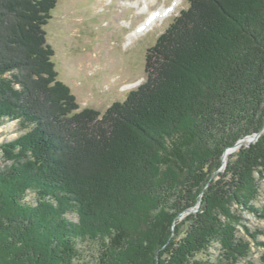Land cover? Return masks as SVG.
<instances>
[{
	"label": "trees",
	"instance_id": "16d2710c",
	"mask_svg": "<svg viewBox=\"0 0 264 264\" xmlns=\"http://www.w3.org/2000/svg\"><path fill=\"white\" fill-rule=\"evenodd\" d=\"M57 2L0 0V125L22 130L0 143V264H253L264 0H189L149 48L146 80L103 113L58 79Z\"/></svg>",
	"mask_w": 264,
	"mask_h": 264
},
{
	"label": "rangeland",
	"instance_id": "374dc122",
	"mask_svg": "<svg viewBox=\"0 0 264 264\" xmlns=\"http://www.w3.org/2000/svg\"><path fill=\"white\" fill-rule=\"evenodd\" d=\"M143 6H149L148 10H142ZM188 6L189 0H58L45 26L47 42L55 51L53 61L58 79L70 87L80 109L92 107L103 113L113 102L125 100L130 90L144 82L149 48ZM162 7L176 9L139 30L148 15ZM21 133L16 121H6L0 125V143ZM259 136V132L247 136L241 140L242 144L255 143ZM248 137L250 141L246 142ZM252 137L255 139L251 140ZM238 142L224 150L222 165L215 175L225 170L229 155L242 145L236 146ZM33 199L30 191L27 200ZM200 203L201 198L197 206L190 208L197 210H186L181 218L189 212H197ZM256 204L264 205V181ZM246 217L253 229L264 230V220L250 214ZM260 239L264 241V234ZM88 244L83 243L85 248H91ZM263 254V248L254 247L253 264H263Z\"/></svg>",
	"mask_w": 264,
	"mask_h": 264
},
{
	"label": "bare ground",
	"instance_id": "6f19581e",
	"mask_svg": "<svg viewBox=\"0 0 264 264\" xmlns=\"http://www.w3.org/2000/svg\"><path fill=\"white\" fill-rule=\"evenodd\" d=\"M178 3V2H177ZM148 5V3H147ZM149 6H143L142 10H148ZM177 7V6H176ZM176 7H172L171 9L167 8V7H162L159 10H153L151 14L148 15V17L146 18V21L139 27V30L143 29L144 27L150 26L152 23H154V21L160 17H167L169 15V13L173 10L176 9ZM153 25V24H152ZM65 89V88H64ZM248 140L250 141V137H248V139L246 138L245 141ZM246 141V142H248ZM231 151V150H230ZM226 155V154H225ZM94 164V163H93ZM92 169V168H91ZM93 193V192H92Z\"/></svg>",
	"mask_w": 264,
	"mask_h": 264
},
{
	"label": "water",
	"instance_id": "95a60500",
	"mask_svg": "<svg viewBox=\"0 0 264 264\" xmlns=\"http://www.w3.org/2000/svg\"><path fill=\"white\" fill-rule=\"evenodd\" d=\"M255 139V137H252L251 138V140H254ZM242 144V141H239L238 143H237V145L236 146H239V145H241ZM236 146L234 147V148H236ZM195 210V209H194ZM194 210H192V209H188L187 211H194ZM197 210V209H196ZM195 210V211H196Z\"/></svg>",
	"mask_w": 264,
	"mask_h": 264
}]
</instances>
